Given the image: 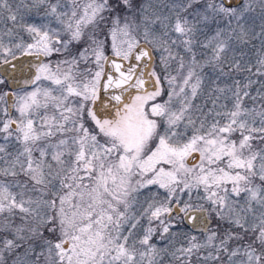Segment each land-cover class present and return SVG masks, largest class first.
<instances>
[{
    "label": "snow or ice",
    "instance_id": "obj_1",
    "mask_svg": "<svg viewBox=\"0 0 264 264\" xmlns=\"http://www.w3.org/2000/svg\"><path fill=\"white\" fill-rule=\"evenodd\" d=\"M0 264H264V0H0Z\"/></svg>",
    "mask_w": 264,
    "mask_h": 264
}]
</instances>
